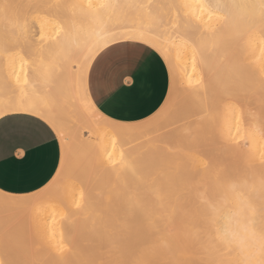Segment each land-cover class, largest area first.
<instances>
[{"label":"bare ground","instance_id":"1","mask_svg":"<svg viewBox=\"0 0 264 264\" xmlns=\"http://www.w3.org/2000/svg\"><path fill=\"white\" fill-rule=\"evenodd\" d=\"M121 40L145 43L165 61L174 87L158 110L168 124L182 121L177 127L146 140L157 117L122 123L92 104L90 62ZM2 49L0 117L42 115L63 150L41 189L0 190L2 222L6 213L31 221L9 218L23 226L19 239L6 229L17 243L2 246L0 264H257L264 253V0H0ZM17 77L24 83L2 90ZM92 168L97 177L89 182ZM85 236L100 237L105 251L83 255L77 243L57 253L63 238Z\"/></svg>","mask_w":264,"mask_h":264},{"label":"crops","instance_id":"2","mask_svg":"<svg viewBox=\"0 0 264 264\" xmlns=\"http://www.w3.org/2000/svg\"><path fill=\"white\" fill-rule=\"evenodd\" d=\"M144 49L147 54L141 55ZM98 53L102 55L97 60ZM98 53L88 67L86 87L92 104L100 113L114 121L135 123L145 120L162 106L170 76L165 61L153 48L139 41L121 40ZM125 78L127 84L123 83ZM117 93L119 102H112ZM37 119L38 116L29 113L0 117L4 126V134L0 136V190L5 193L35 192L46 185L57 170L61 149L55 131L53 136L44 137L13 134L14 125L32 124Z\"/></svg>","mask_w":264,"mask_h":264},{"label":"rangeland","instance_id":"3","mask_svg":"<svg viewBox=\"0 0 264 264\" xmlns=\"http://www.w3.org/2000/svg\"><path fill=\"white\" fill-rule=\"evenodd\" d=\"M15 50L16 49H14V51L11 49V50H9L8 51V53H12V52H15ZM12 51V52H11ZM6 53H7V51H5ZM4 50L2 49V53L0 52V54H2V55H0V59L1 60H3V58H4ZM5 53V54H6ZM26 56V55H25ZM26 58H28V56H26ZM73 66H74V68L76 69V64H73ZM19 77H20V75H19ZM21 78V77H20ZM17 82V83H16ZM23 81H20V79L17 77V81L15 80V82L13 81V82H4L3 83V86H4V88H2V90L3 89H5L6 91H8V92H10L9 90L10 89H15V87L17 86V85H19V84H23L22 83ZM169 85H168V90H167V94H166V97L167 98H169L170 97V99H171V95H172V91H173V87H174V81L172 80V79H170L169 80V83H168ZM15 85V86H14ZM4 91V90H3ZM168 95V96H167ZM165 97V99H167ZM164 99V101H166V103L168 102V100H165ZM164 101L162 102V104L161 105H163V104H165L166 105V103H164ZM171 103V102H170ZM160 105V106H161ZM162 107V106H161ZM160 110V109H159ZM159 110L157 109L154 113H156L157 112V115L155 116L154 115V113L153 114H151L149 117H147V118H145L147 121H153L154 120V118H158L157 120H159L158 122H157V120H156V122H154V125H152V128L153 127H155V128H153V129H148V131H147V134L144 136V138L147 136L148 138H153V137H157V136H159V134L160 133H163V132H166V131H170V130H172L173 128H175V127H177L178 126V124H180L182 121H179V122H177V123H172V124H168V123H170V122H167L168 121V119H167V117L165 116L166 115V113L165 112H163V116H165V121L167 122V124H166V122H163L164 121V119H162V118H160V117H162V114L159 112ZM152 115H153V117H152ZM152 119H151V118ZM151 119V120H148V119ZM160 118V119H159ZM144 120V119H143ZM140 121H142V120H140ZM145 121V120H144ZM155 121V120H154ZM160 122L162 123V124H160ZM158 123V124H157ZM157 124V125H156ZM165 124L167 125V126H165ZM158 125H160V127L158 126ZM156 128H157V131H155L156 130ZM159 128V129H158ZM153 130V131H152ZM149 131H151V132H149ZM158 134V135H157ZM82 135H83V137H85V138H87V137H89L90 136V133H89V131L86 129V128H83L82 129ZM154 135V136H153ZM143 138V137H142ZM142 138L141 139H139V140H142ZM147 138V139H148ZM150 138V139H151ZM59 139V138H58ZM69 139V138H68ZM67 139V140H68ZM146 139V138H145ZM144 139V141H146ZM71 139H69V141H70ZM138 140V141H139ZM59 142H60V149H61V154H62V150H63V146H62V143H61V141L59 140ZM145 143V142H144ZM147 143V142H146ZM143 148H145V147H143ZM143 148H141V149H143ZM78 155H81V153H79L78 152ZM78 155H76V157L78 156ZM69 159V158H68ZM71 160V159H70ZM90 164H91V162H90ZM93 166V165H92ZM68 167V166H67ZM68 169L69 168H66V170L64 169L63 171H62V174L61 175H59L58 176V178H57V182H61V178L63 179L64 178V176L68 173ZM96 170H95V168H92V170L91 171H89L88 172V181L89 182H93L95 179H96V177H97V174H96ZM199 185H200V188L201 189H205L206 188V183H205V181H203V180H199V183H198ZM56 187H57V183L55 182V184H54ZM205 187V188H204ZM18 215H20V213H6V214H4V218H5V221H3L2 222V220L0 219V249L1 248H3L2 246H4V245H7V246H13V244H15L14 242H16V241H13V240H15V239H13L14 237H15V235L14 234H16V236H17V233L18 232H16V229L18 228V230L17 231H19L20 229V227H19V225L20 226H23L21 223H19V224H17V223H15V222H17V221H15V222H13L14 220H13V218L12 217H14L15 219H20V221L19 222H22V221H25V222H27L26 223V225L28 224V222H31L30 220H29V216H28V214H22L23 216L25 215V216H27V217H24V218H27V219H25L24 220V218L23 219H21L20 217H21V215L19 216V218H18ZM7 217V218H6ZM9 218H11L13 221H10V219ZM8 219H9V221H8ZM4 220V219H3ZM9 223H8V222ZM4 224V225H3ZM9 224V225H8ZM11 225H13V226H16V228H13ZM26 227L27 226H25V224H24V229L22 228V230H25L26 232H27V230H29V228L31 227L30 226V223H29V225H28V229H26ZM12 230V236L11 237H13L12 239H11V237H10V232L9 231H7V230ZM5 230V231H4ZM32 230H31V228H30V230H29V232H31ZM19 232H21V231H19ZM23 232V231H22ZM25 233V232H24ZM24 233L22 234L23 235V238L25 237V236H27V234H28V232H27V234L26 235H24ZM33 233V232H32ZM4 234H6V235H4ZM30 234V233H29ZM29 234H28V237H29ZM19 236L21 235V234H18ZM34 235V234H33ZM22 237V236H21ZM31 237H34V236H32V234H31V236H30V238ZM15 238H17V239H19V237H15ZM34 238H36V237H34ZM76 238H78L77 240H76V242L74 243V242H72V241H70V238H63L62 240H61V242H59V243H57V253H61V254H67V253H69V252H72V250H74V245H76L77 243V245H79L78 247H79V249H80V251H83V252H81L83 255H89V256H96L98 253H100V252H102V251H105V249L104 248H102V244H101V240H100V237H88L89 238V242L87 241V240H85V238L86 239H88L86 236L85 237H76ZM82 238L84 239L83 241H82ZM27 239H29V238H27ZM26 239V240H27ZM66 239H68L69 240V242H68V240H66ZM80 239H81V241H82V243H81V241H80ZM94 239L96 240V242H94ZM29 240H31V239H29ZM35 240V239H34ZM37 240H38V238H37ZM6 241V242H5ZM88 243H87V242ZM93 241V242H92ZM28 242H30V241H28ZM35 242V241H34ZM40 240L37 242V243H34L33 244V251H35V249L36 248H39L41 245H40ZM80 242V243H79ZM13 243V244H12ZM17 243V242H16ZM31 243H33V241L31 242ZM39 243V244H38ZM95 243H97V244H95ZM29 243H27V245H28ZM16 245V244H15ZM31 245V244H30ZM71 245H72V248H71ZM89 245H91V246H88ZM100 245V246H99ZM32 246V245H31ZM31 246H29L30 248L29 249H31ZM86 246V247H85ZM95 246V247H94ZM6 247V246H5ZM4 247V248H5ZM59 247V248H58ZM86 248L88 249V250H86ZM90 248H92V249H90ZM99 248V249H98ZM82 249V250H81ZM94 249V250H93ZM71 250V251H70ZM86 252H85V251ZM100 250H102V251H100ZM30 251V250H29ZM32 251V252H33ZM79 250H78V252H80ZM31 252V251H30ZM90 252V253H89ZM87 253V254H86Z\"/></svg>","mask_w":264,"mask_h":264},{"label":"snow or ice","instance_id":"4","mask_svg":"<svg viewBox=\"0 0 264 264\" xmlns=\"http://www.w3.org/2000/svg\"><path fill=\"white\" fill-rule=\"evenodd\" d=\"M111 49H109L110 51ZM147 54V49H144L141 55ZM102 53H98L96 59L98 60ZM123 83L127 84L128 80L125 78L123 79ZM103 96V94H102ZM119 93L112 97V102H119L118 101ZM95 103H99V101H95ZM34 114V113H33ZM55 129L48 124V121L44 119L41 115L38 117L37 121L33 122L32 124H20L13 126V134L20 136V137H44V136H53ZM4 134V126L3 120H0V136ZM62 140V135H61ZM257 264H264V253L261 254L260 259L257 261Z\"/></svg>","mask_w":264,"mask_h":264}]
</instances>
